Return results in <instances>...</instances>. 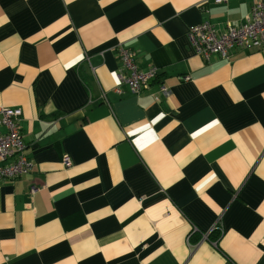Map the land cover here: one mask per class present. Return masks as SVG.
Segmentation results:
<instances>
[{
	"label": "crops",
	"instance_id": "obj_1",
	"mask_svg": "<svg viewBox=\"0 0 264 264\" xmlns=\"http://www.w3.org/2000/svg\"><path fill=\"white\" fill-rule=\"evenodd\" d=\"M256 1L0 0V107L31 164L0 181V264H264V48L187 37ZM120 48L157 70L138 94Z\"/></svg>",
	"mask_w": 264,
	"mask_h": 264
},
{
	"label": "built area",
	"instance_id": "obj_2",
	"mask_svg": "<svg viewBox=\"0 0 264 264\" xmlns=\"http://www.w3.org/2000/svg\"><path fill=\"white\" fill-rule=\"evenodd\" d=\"M225 2L226 0H216ZM188 40L194 50L209 57L210 54H218L222 57L233 48L246 50L264 48V0H258L251 6L250 13L246 16L245 22L239 26L226 24V30L221 31L211 22L204 21L201 24L190 26L187 33ZM119 53L122 59L126 75H119L121 81L128 85L134 94L140 93L149 87L157 70L150 66L147 70L141 71L134 64L133 54L129 49L120 48ZM119 91V88H116ZM159 92L167 94L168 89L164 84H159ZM154 98L157 97L153 94ZM22 112L19 108L0 107V124L6 131L0 134V181L14 179L27 174L31 164L25 153L26 144L20 131V119ZM62 163L69 167L71 162L68 155H64ZM36 189L31 188L33 193ZM203 235L202 239H205Z\"/></svg>",
	"mask_w": 264,
	"mask_h": 264
},
{
	"label": "bare ground",
	"instance_id": "obj_3",
	"mask_svg": "<svg viewBox=\"0 0 264 264\" xmlns=\"http://www.w3.org/2000/svg\"><path fill=\"white\" fill-rule=\"evenodd\" d=\"M228 54H229V53H226V55H225V56H223L222 58H223V59H226V58H228Z\"/></svg>",
	"mask_w": 264,
	"mask_h": 264
},
{
	"label": "trees",
	"instance_id": "obj_4",
	"mask_svg": "<svg viewBox=\"0 0 264 264\" xmlns=\"http://www.w3.org/2000/svg\"><path fill=\"white\" fill-rule=\"evenodd\" d=\"M192 233H193V231H192Z\"/></svg>",
	"mask_w": 264,
	"mask_h": 264
}]
</instances>
